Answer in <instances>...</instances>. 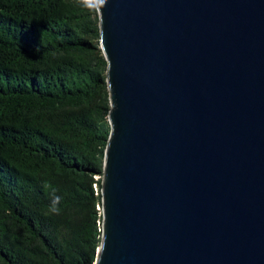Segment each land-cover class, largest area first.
Instances as JSON below:
<instances>
[{"label": "water", "instance_id": "1", "mask_svg": "<svg viewBox=\"0 0 264 264\" xmlns=\"http://www.w3.org/2000/svg\"><path fill=\"white\" fill-rule=\"evenodd\" d=\"M94 264H264V0H106Z\"/></svg>", "mask_w": 264, "mask_h": 264}, {"label": "trees", "instance_id": "2", "mask_svg": "<svg viewBox=\"0 0 264 264\" xmlns=\"http://www.w3.org/2000/svg\"><path fill=\"white\" fill-rule=\"evenodd\" d=\"M95 9L0 0V264L95 263L110 135Z\"/></svg>", "mask_w": 264, "mask_h": 264}, {"label": "clouds", "instance_id": "3", "mask_svg": "<svg viewBox=\"0 0 264 264\" xmlns=\"http://www.w3.org/2000/svg\"><path fill=\"white\" fill-rule=\"evenodd\" d=\"M76 5L80 7H87L89 9H93L96 5L103 6L106 3V0H75ZM95 10H99V8H96ZM44 187L50 188L51 185L48 183H45ZM54 191V190H53ZM59 197H55L51 204L47 206V211L51 214L58 215L61 212V209L58 207L59 204Z\"/></svg>", "mask_w": 264, "mask_h": 264}]
</instances>
